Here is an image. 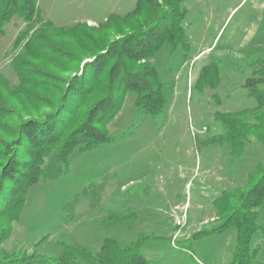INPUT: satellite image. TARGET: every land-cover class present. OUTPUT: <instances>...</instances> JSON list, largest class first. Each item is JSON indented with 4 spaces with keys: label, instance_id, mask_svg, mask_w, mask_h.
<instances>
[{
    "label": "rangeland",
    "instance_id": "374dc122",
    "mask_svg": "<svg viewBox=\"0 0 264 264\" xmlns=\"http://www.w3.org/2000/svg\"><path fill=\"white\" fill-rule=\"evenodd\" d=\"M136 1L37 0L40 19L63 26L97 25L110 13H128ZM182 3L188 46L170 50L164 43L152 58L164 82L161 115L139 114L135 93L126 91L105 124L111 138L89 148L75 147L64 171L33 182L0 248L56 256L65 244L98 250L105 237L126 244L149 235L143 243L148 264H231L234 225L204 231L218 221L216 202L247 187L249 175L255 179L260 174L264 151L250 133L238 154L230 152L227 142L216 140L222 131L218 119L256 106L264 111L259 100L264 91V0ZM25 28L26 22L14 15L0 30V166L20 148V122L52 110L73 72L60 68L58 58L39 55L35 48L26 51ZM38 32L47 33L57 49L88 55L70 35ZM115 35L108 32L105 40ZM52 53L61 59L59 52ZM27 59L42 71L28 76L22 67ZM205 65L209 68L202 70ZM56 166L54 155L43 165L49 170ZM231 173L234 184L218 186V176ZM254 208L260 228L250 241L252 264H264V198ZM184 210L186 221L179 227L174 213Z\"/></svg>",
    "mask_w": 264,
    "mask_h": 264
},
{
    "label": "trees",
    "instance_id": "16d2710c",
    "mask_svg": "<svg viewBox=\"0 0 264 264\" xmlns=\"http://www.w3.org/2000/svg\"><path fill=\"white\" fill-rule=\"evenodd\" d=\"M182 1L137 0L128 13H110L97 25L63 26L50 19L41 20L37 0H0V30L14 15L20 16L26 22L21 33L27 36L26 51L35 48L39 55L45 53L58 58L60 68L73 71L52 110L20 122L16 133L20 148L9 153L5 164L0 166V244L10 234L11 223L18 220L27 189L33 182L64 171L75 147L89 148L111 138L105 124L121 106L126 91L135 93L139 114L161 115L166 103L164 82L152 58L164 43L170 50L188 46L184 25L187 8ZM32 28L34 31L28 34ZM40 29L72 36L88 55L80 57L71 50L57 49L48 40L47 33L38 32ZM108 32L117 35L105 40ZM35 39L38 43L34 44ZM54 51L59 52L61 59ZM22 67L29 72L28 76L42 71L28 59ZM23 70L19 68L22 73ZM262 92L260 102H264ZM218 120L222 131L216 140L227 142L230 152L238 154L250 133L262 143L264 151V111L258 106L219 115ZM50 155L58 161L52 170L43 167ZM258 168L260 174L255 179L249 175L247 187L226 193L216 202L218 221L204 231H220L234 225L236 245L231 264H252L254 250L250 249V241L260 228L254 207H261L263 203L264 160ZM148 236L126 244H120L114 237H105L98 250L65 244L56 256L36 251L7 252L0 248V264H148L151 260L143 253Z\"/></svg>",
    "mask_w": 264,
    "mask_h": 264
},
{
    "label": "built area",
    "instance_id": "2783aa9c",
    "mask_svg": "<svg viewBox=\"0 0 264 264\" xmlns=\"http://www.w3.org/2000/svg\"><path fill=\"white\" fill-rule=\"evenodd\" d=\"M177 207H179V206L176 205L175 206V209ZM185 213H186L185 210L182 213H174V217H175L174 223H175V225H178L180 227V226H183L185 224V221H186V218H185L186 217V214ZM175 236L176 235H174L173 237H175ZM171 243L173 244L174 243V240H172Z\"/></svg>",
    "mask_w": 264,
    "mask_h": 264
},
{
    "label": "crops",
    "instance_id": "0c3cea01",
    "mask_svg": "<svg viewBox=\"0 0 264 264\" xmlns=\"http://www.w3.org/2000/svg\"><path fill=\"white\" fill-rule=\"evenodd\" d=\"M234 163H235V161H234ZM225 172H226V168H225ZM233 176H234V174H232V173H231V176H228V177H226L225 174L224 175L223 174L219 175L218 176V182H217L218 186L226 187L224 183L234 184V180H232ZM230 177H232V178H230ZM199 206L201 207L202 204H199Z\"/></svg>",
    "mask_w": 264,
    "mask_h": 264
}]
</instances>
